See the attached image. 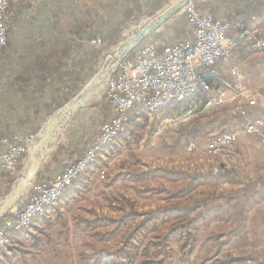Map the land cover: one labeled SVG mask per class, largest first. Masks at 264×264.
Wrapping results in <instances>:
<instances>
[{
  "label": "rangeland",
  "instance_id": "374dc122",
  "mask_svg": "<svg viewBox=\"0 0 264 264\" xmlns=\"http://www.w3.org/2000/svg\"><path fill=\"white\" fill-rule=\"evenodd\" d=\"M168 1L159 8L146 10L127 24L121 30L119 39L107 45V51L97 59L92 76L87 77L81 88L73 92V96L58 111L74 104L80 93L82 95L77 99L78 103L87 96L90 98L84 107L71 114V110H68L56 116L51 123L49 120L44 124V130H38L33 135H21L31 136L32 140L21 170L17 168L11 171L3 163L5 171L4 180L0 182V227L19 210L39 185L49 181L47 176L55 174L61 164L64 170L71 163L69 156L72 153L87 148L89 144L85 138L94 135V128L97 132L93 138L96 139L102 118L107 119L113 113L107 98L106 110L101 100L106 96V81L110 71L124 52L119 49L124 44H130V39L136 33L141 30L144 32L160 14L176 4L174 0ZM186 20L194 26L187 13L179 7L129 55L135 56L149 43L165 45L178 42L188 28ZM92 43L99 46L102 40L96 38ZM108 67L110 70H106ZM97 75L104 76L105 80L87 94L84 89L95 84L93 79ZM141 109L144 114V109ZM99 113L104 114L100 120L97 119ZM171 114L168 110L159 111L153 120L131 114L132 120L126 130L113 143L105 144L79 177L66 185L59 203L67 188L81 179L92 178L85 186L93 197L91 203H87V209H84V218L89 224L79 222L82 216L74 214L68 217L66 225L58 221L47 224L48 227L37 224L38 220L35 219L48 208L59 205L57 201L29 222L26 228L28 237L17 241L5 235L3 240L0 239V264H93L89 258L91 253H99V250L115 252L120 247L130 250L131 257L114 254L104 264H234L241 262V258L249 264L264 262V185L260 194L253 198L246 195L244 186L248 176L246 168L251 170V160L255 157V151L252 150L262 145L254 137L242 136L222 154H212L207 149L208 136L236 128L241 124L239 116H217V112H214L211 113L213 119L211 115H196L179 128L159 131V121ZM62 116L65 118L60 121ZM43 136L49 138V144L43 159L35 168L32 185L14 200L12 206H7L10 194L16 189L32 157L30 152L34 144L36 148L39 143V146L43 144ZM190 142L196 144L192 150L188 148ZM61 160L62 163L58 164ZM94 161V166L90 167ZM219 166L223 172L215 171ZM228 171L232 174L230 177L225 176ZM163 206L187 207L188 214L180 215L179 221L175 215L167 216L156 228L149 224L151 221L144 222L147 214L128 217L123 224L120 222L131 211L147 212ZM76 210L73 209L74 212ZM154 212L151 211V214ZM104 215L117 219L107 222L101 219ZM179 222L185 223L188 230L174 227L172 239L160 246L153 244L162 241V236L169 234L171 227ZM116 227L118 230L113 233ZM189 231L195 239L187 238ZM1 234H5L3 228ZM36 237L42 238L38 246L35 245ZM10 242L19 245L23 253L8 260L6 254L10 253ZM105 252H100L99 256L102 257Z\"/></svg>",
  "mask_w": 264,
  "mask_h": 264
},
{
  "label": "crops",
  "instance_id": "0c3cea01",
  "mask_svg": "<svg viewBox=\"0 0 264 264\" xmlns=\"http://www.w3.org/2000/svg\"><path fill=\"white\" fill-rule=\"evenodd\" d=\"M253 1L196 0V3L203 14H211L216 19L225 20L241 14ZM167 2L169 1L34 0L25 5H15L7 44L0 48V182L4 180L5 171L2 156L8 148L5 139H12L15 135H33L36 131L43 130L44 124L73 96L72 93L81 88L88 76H92L97 59L107 51V45L119 39L121 30L146 10H154ZM255 6L257 12L249 18V28L264 32V0H256ZM186 22L188 28L178 42L195 38V26L190 25L188 20ZM96 38L101 39L104 44L95 46L92 40ZM235 68L242 71L248 90L263 94L256 105H247L242 100L248 114L245 118L239 117L241 124L245 120L264 117V51H256L248 44L239 42L232 58L220 61L217 65L219 75L227 80H232ZM210 81L214 83L216 80L210 78ZM234 94L233 89L228 90L229 96ZM206 99V96L197 97L188 104V108H194V116L211 115L214 119L211 113L217 112V116L232 114L237 117L233 114L234 104L231 100L220 108L206 111ZM103 115L99 113L97 119L100 120ZM112 116L113 113L107 120ZM92 132L93 136L85 138L88 144L94 140L97 131L94 128ZM251 137L256 138L262 145L252 150L255 151V157L251 160V170L246 168L248 176L244 180L245 191L247 196L253 198L260 194L264 185V144L258 137ZM61 163L62 160L58 164ZM94 163L95 161L90 167L94 166ZM61 165L55 174L47 176L48 182L63 172L64 166ZM89 179L92 178L87 177V181L81 179L67 188L59 205L48 208L36 218L37 224L48 227L47 224L58 221L59 224L66 225L71 214L81 215L79 222L89 224L84 218V209H87V203H91L93 199L85 187L88 186ZM75 208L77 210L74 212ZM154 210H158L157 217L149 222L154 228L159 226L160 221H165L167 216L175 215L179 221L180 215L188 214L187 207L163 206ZM154 210L141 212L139 216ZM101 219L115 222L117 217L104 215ZM117 230L118 227L113 233ZM28 235L26 229L20 230L16 234L19 238L15 236V239L20 241L19 239ZM101 251H98L99 254ZM104 257L105 254L99 258L89 256L93 264H104Z\"/></svg>",
  "mask_w": 264,
  "mask_h": 264
},
{
  "label": "built area",
  "instance_id": "2783aa9c",
  "mask_svg": "<svg viewBox=\"0 0 264 264\" xmlns=\"http://www.w3.org/2000/svg\"><path fill=\"white\" fill-rule=\"evenodd\" d=\"M32 1L0 0V48L7 44L14 5ZM174 1L185 2L182 8L195 26V38L165 45L149 43L135 56H130V52L106 81L105 94L113 110L112 118L100 125L96 139L83 157L67 164L63 172L50 182L39 185L30 202L9 217L5 225L15 231L28 228L29 218L33 217L34 211L42 210V201L58 200V192H62V186L73 182L82 171L84 160L98 156L99 144L113 143L119 137V130H126L136 107L144 108V115L153 120L162 108L206 96L204 110L220 108L231 100L234 104L233 114L245 118L248 110L242 100L251 106L258 103L263 94L248 90L239 68L233 70L232 80H227L219 75L217 65L220 61L232 58L239 42L248 44L256 51H264V32L249 28L229 35L232 25L228 19L221 20L211 14H203L197 8L196 0ZM97 42L101 43L100 40ZM210 78L216 81L212 83ZM229 89L235 91L233 96L228 95ZM194 112V108H188L177 115L163 117L158 124L159 131L187 124ZM242 136H256L264 144V117L245 120L236 128L210 134L206 140L207 149L212 154L220 155ZM31 140V136L21 135L5 139L8 148L2 159L7 169H17L19 162L29 152ZM195 145L190 142L188 148L192 150ZM215 171L223 172V169L219 166ZM3 237L6 236L1 234L0 227V239L3 240Z\"/></svg>",
  "mask_w": 264,
  "mask_h": 264
},
{
  "label": "trees",
  "instance_id": "16d2710c",
  "mask_svg": "<svg viewBox=\"0 0 264 264\" xmlns=\"http://www.w3.org/2000/svg\"><path fill=\"white\" fill-rule=\"evenodd\" d=\"M22 4H26V3H22ZM256 4V0H254L241 14H238L234 17H230L228 18V20L231 22V29L229 30V35L231 34H238L240 32H243L247 29H249L250 27V23H249V18L254 15L256 12H257V8L255 6ZM12 19V17H11ZM106 96L103 97V99L101 100V102L103 103L104 105V110H106ZM108 101V99H107ZM109 102V101H108ZM188 102H182V103H175V104H172V105H169L165 108H162L160 111H167L168 110V113H173V114H179L181 113L182 111H185L187 108H188ZM110 104V103H109ZM141 107H136L133 111H132V114L135 116H138L139 118H145V115L142 113L141 111ZM131 116H130V120H129V123L131 122ZM105 121H107V119H102V121L100 122V125H102ZM99 125V126H100ZM129 125V124H128ZM91 144V143H90ZM89 144V145H90ZM89 145L87 146V148L89 147ZM86 149H82L79 153H72L70 156H69V161L70 162H76L77 160H79L80 158L83 157L84 153L86 152ZM23 161L24 159L21 160V162H19L18 164V170H21L22 166H23ZM232 174L231 172H226V175L227 177H230ZM143 175H141L142 177ZM35 194V191L33 192V194L30 195V197L28 198L27 201H25L23 203V205L19 208V210H21L22 208H24L31 200V198L34 196ZM147 214V216L145 217L144 219V222L147 223L149 221H154L157 217V211L152 213ZM141 215V212H137V211H132L130 212L129 214L125 215L123 218L120 219V222L123 224L125 220H127L128 217H134V216H139ZM145 225V224H144ZM174 227L175 228H178V227H185V230L187 228L186 224L185 223H177L175 224L173 227H172V231L169 233V234H166L164 236H162L163 240L162 241H158V242H153L154 245L156 246H160L164 243H167L170 239H172L173 237V234H174ZM1 228H3L4 232H5V235L8 236V237H11V238H15L16 234L18 233V231H15L12 227H8L6 226L5 224H2ZM187 238L193 240L195 239V236L194 234H192L190 231L187 233ZM40 241H42V238H39V237H36L35 239V245L38 246ZM8 251H10V253L6 254L7 257H8V260L12 259V257L14 255H18L20 253H23V249L17 245L15 242H10V244L8 245ZM105 251H101V253H103ZM105 261H109V259L111 258V256H113L114 254H117L118 257H122V256H128L129 258L131 257V253H130V250H127V248L125 247H120L118 248L115 252H110V251H106L105 253ZM90 257H94V258H99V253H92L90 254ZM234 264H249L247 262H245V260L243 258H241V262L239 263H235ZM254 264H264V262H257V263H254Z\"/></svg>",
  "mask_w": 264,
  "mask_h": 264
},
{
  "label": "bare ground",
  "instance_id": "6f19581e",
  "mask_svg": "<svg viewBox=\"0 0 264 264\" xmlns=\"http://www.w3.org/2000/svg\"><path fill=\"white\" fill-rule=\"evenodd\" d=\"M159 19V16L155 19V20H158ZM155 22V21H154ZM159 26H161V25H159ZM158 26V27H159ZM158 29V28H157ZM143 31L141 30V31H139L138 33H136V36H134V37H132L131 39H130V44H124V45H122L121 46V48L119 49V50H121L122 52L125 50V47H130L132 44V46L131 47H133L134 45H136V43L138 42V40H139V38H140V35H142V34H149L150 32H151V25L147 28V29H144V32L142 33ZM142 33V34H141ZM105 77L103 76H97V78H95L94 79V81H95V84L93 85V84H90V85H88L87 86V88L85 89V92L88 90V89H92V90H89V92H93L94 90H95V88H96V86L98 85V84H100V82L102 83L103 82V79H104ZM105 80V79H104ZM78 99V98H77ZM77 99H76V101L74 102V104H72L71 106H69V107H67V108H65L63 111H61L59 114H57V116L58 115H60V114H62V113H64V112H66V111H68V109L70 108V107H75V106H77V105H79L80 103H78L77 102ZM83 102V101H82ZM144 109V108H143ZM70 110V109H69ZM68 113V112H67ZM66 113V114H67ZM70 114H71V111L69 112ZM63 115V114H62ZM59 117V116H58ZM64 118H65V116H62L60 119V121H62V120H64ZM55 120V119H54ZM61 126V125H60ZM46 128V127H45ZM44 128V129H45ZM43 129V130H44ZM54 130H55V128H54ZM124 130H119V135L121 134V132H123ZM47 134V133H46ZM52 136H53V133H52ZM108 143H110V142H104V144H99V150L105 145V144H108ZM40 144V143H39ZM39 144H38V147L35 149V150H33V153H32V157L30 158V161L28 162V164H27V167H26V169H25V171L21 174V179L19 180V182H18V184H17V186L19 185V184H21L22 183V190L19 192V194L15 197V200L16 199H18L19 197H20V195L22 194V193H24L25 192V190L27 189V187L32 183V179H33V177H34V173H35V168L38 166V164L40 163V161L43 159V155H44V152L46 151V147H47V144H49V138H47V136H43V144H41L40 146H39ZM30 154H31V152H30ZM95 156H92V158H88L87 160H84V162H83V167H82V171H80V172H83L85 169H86V167L88 166V163H90L92 160H93V158H94ZM80 172L78 173V175L73 179V181L75 180V179H77L78 177H79V174H80ZM72 183V182H71ZM70 184V183H69ZM32 185V184H31ZM66 185L67 184H65V186H62V191L64 190V188L66 187ZM62 193L63 192H58V200H59V198H60V196L62 195ZM58 200H47V201H42V210H36V211H34V215H33V217H31V218H29V222L33 219V218H35L38 214H40V213H42L44 210H45V208L47 207V206H52V205H55L56 203H57V201ZM48 208V207H47Z\"/></svg>",
  "mask_w": 264,
  "mask_h": 264
},
{
  "label": "water",
  "instance_id": "95a60500",
  "mask_svg": "<svg viewBox=\"0 0 264 264\" xmlns=\"http://www.w3.org/2000/svg\"><path fill=\"white\" fill-rule=\"evenodd\" d=\"M184 3L185 2H179V3H176V4H174V5H172V6H170L169 8H167L162 14H160L159 15V19L158 20H156L155 22H153L152 24H151V32L149 33V34H142L141 36H140V38H139V40H138V42L136 43V45H134L133 47H125V50H124V52L122 53V55L120 56V58H119V62L115 65V66H113V68H112V70L110 71V75L113 73V71L117 68V66L119 65V63L122 61V60H124V58L132 51V49H134L140 42H142V40L144 39V38H146L148 35H150L152 32H154L155 30H157V28H158V26L159 25H162V24H164L167 20H168V18L179 8V7H183L184 6ZM106 70H110V67H108ZM103 71V70H102ZM101 71V72H102ZM98 76V75H97ZM97 76L95 77V78H97ZM94 78V79H95ZM93 79V80H94ZM85 90V89H84ZM89 90H92V89H88L87 91H86V93L88 94V92H89ZM82 95V93H80L79 95H78V97L77 98H79L80 96ZM90 98H88V96L85 98V100L83 101V102H81L79 105H77V106H75V107H70L69 109L71 110V113H73L74 111H76V110H78V109H80V108H82V107H84L87 103H88V100H89ZM68 109V110H69ZM58 113H60V111H58L56 114H54L52 117H51V119H50V121H49V123H51L52 121H53V119L57 116V114ZM48 123V124H49ZM39 139H40V135H39V137H38V140L37 141H39ZM36 141V142H37ZM35 148H36V146H35V144H34V146H33V148H32V153H33V150H35ZM31 153V154H32ZM22 183L21 184H19L17 187H16V189L10 194V196H9V198H8V200H7V206H12V204H13V202H14V200H15V197L19 194V192L22 190ZM5 210V209H4ZM6 212V211H5ZM4 215V214H3ZM3 215H1V216H3Z\"/></svg>",
  "mask_w": 264,
  "mask_h": 264
}]
</instances>
